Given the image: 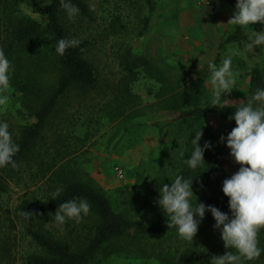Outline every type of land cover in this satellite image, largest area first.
Returning a JSON list of instances; mask_svg holds the SVG:
<instances>
[{
	"label": "trees",
	"instance_id": "trees-1",
	"mask_svg": "<svg viewBox=\"0 0 264 264\" xmlns=\"http://www.w3.org/2000/svg\"><path fill=\"white\" fill-rule=\"evenodd\" d=\"M234 2L235 0H227L228 4ZM71 3L76 5L80 12L67 24L65 21L67 15L60 0H0V49L11 63L10 89L20 103L18 111L25 120L14 128L13 124L0 119V122L9 124L13 141L19 145V151L13 157L17 167L13 169L8 165L0 168V193L6 191L8 179L18 180L19 171L27 172L30 182L35 184V187L29 190L16 205L18 215L21 211L33 213V216L27 219L29 225L25 228L24 234L30 238L35 250L26 253L22 264H96L119 253L134 252L133 248L141 242L140 240L153 241L177 234L175 228H167V218L156 203L159 195L145 198L139 196L140 192L129 193L130 199L127 201L126 211H115L102 189L88 178L81 179V171L69 165L68 156L73 154L75 147L72 143L67 146L66 140L75 138L74 118L69 119L72 127L60 126L61 123L54 120L59 112L56 107L57 102L67 93L84 98L90 90L99 88L100 92H103L109 88L114 94L117 92V97L113 96L111 101H116L118 104L114 109H107L105 114L116 115L117 118L118 116L130 118V124L123 127V130L145 124L139 120L131 121L136 113L133 105L139 97L130 93L129 87V83L139 72L133 67L142 66V75L158 84L154 97L157 98L156 104L160 109L176 111L177 115L189 113L177 117L179 119L175 122L196 121L207 115H215L229 127H236L235 121L229 120L235 111L233 103L223 108L211 106L210 95L203 87L198 90L194 89L195 85L182 88L178 80L172 81V68L169 65L157 60H145L142 57L133 59L128 47L125 48L122 56L125 75L115 87L108 86L105 81L101 82L95 63L88 56L92 43L80 32L70 34L68 28L70 23L80 27L83 22H94L95 17L83 0H71ZM145 4L147 12L142 18L143 26L136 35H140L147 28L154 11L152 0H145ZM22 5L28 6L31 13L43 16L44 21H39L22 11L20 7ZM116 22L118 19L114 18L108 26L101 28L100 32L105 35L114 34L119 28ZM83 31H87V28ZM60 39H77L80 44L67 49L63 56H59L55 52V47ZM246 73L248 83L246 93L241 100H245L257 88H264V68L261 65L253 64ZM118 97L120 98L117 100ZM221 103L223 104V101ZM113 110L114 113H111ZM65 113L66 116H70L66 111ZM171 123V119H168L165 122L156 120L147 124L160 133L164 126ZM190 127L195 125L190 124ZM186 129L189 133L177 175L193 180L192 190L197 197V200L195 196L192 198L194 205L202 202L206 206H214L230 215L228 197L222 192V182L237 172L240 165L235 163L233 172L225 171L216 188L208 192L197 189L198 184L203 183L209 171L212 169V172L214 169L215 147L210 143L211 147L205 149L203 154L205 164L195 170L190 169L184 161L190 157L193 150L191 144L193 138H190L192 133L190 128ZM85 135L84 131L83 138ZM205 142V139L201 138L198 145L203 147ZM171 182L165 183L170 185ZM157 186H162V182L157 183ZM57 189L61 190L60 194L53 199ZM146 192L152 194L153 191ZM70 199H86L91 205L90 216L93 222L83 245L70 243L73 241L71 233L76 230L74 221H68L63 225V231H66L67 235H58L56 229L48 224L60 204ZM132 211L134 215L139 216L138 219L135 220L133 215L129 214ZM214 223L211 213L206 211L199 227ZM11 239L13 240L6 238V235L0 231V264H13L14 241ZM120 241H125V244ZM205 248L206 245H200L198 249L202 258L190 256L188 248L179 256L175 255L177 248H174L173 253L165 252V255L161 256L148 253L144 256L146 258L153 256L160 264H210L211 257L222 256L228 251L223 247L222 240L212 243L210 249L213 252L206 254ZM261 249L259 258L264 257V247L262 246Z\"/></svg>",
	"mask_w": 264,
	"mask_h": 264
},
{
	"label": "rangeland",
	"instance_id": "rangeland-1",
	"mask_svg": "<svg viewBox=\"0 0 264 264\" xmlns=\"http://www.w3.org/2000/svg\"><path fill=\"white\" fill-rule=\"evenodd\" d=\"M83 1L88 7L95 5L94 9H90L95 21L91 23L83 22L80 27L76 24L70 25V23L68 28L70 34L80 32L82 36L88 37L92 43L88 56L95 63L94 66H96L101 82L105 81L108 86L115 87L120 78L125 75L122 56L126 47L129 48L133 59L142 57L145 60L152 59L165 63V36H160L159 32L165 31V11L172 7L170 5L173 4L174 0H152L154 5V12L151 16L152 21L148 22L147 28L140 35L136 34L141 30L143 26L142 18L147 12L145 0ZM208 1L211 2V0ZM195 2L198 5L201 3L206 5L207 0H195ZM235 3L236 0L229 6L232 7V13L235 10ZM20 7L22 11L31 17L44 21L43 16L31 13L28 6L22 5ZM214 7L216 9L215 5ZM158 12L160 18L157 17ZM114 18L118 19V22H116L119 25L118 30L109 35L100 32V29L108 26ZM65 21L68 24L71 20L66 16ZM85 28H87V31H83ZM247 30L238 33V30L234 29V34L231 26L228 25L226 29L230 33L228 38L237 37L236 43L235 40L233 42L236 52H240L238 56L244 60V71L255 63L264 68V52H261L259 47L254 49L257 54L255 57L244 54L241 50L243 48L241 42L247 41L251 37L252 31L260 32L264 30V25L259 23ZM133 69L135 71L139 70V72H137L136 78L129 83L130 93L136 94L139 99L133 105L136 113H134L135 116L131 121L139 120L145 124L134 125L127 130H123V127L130 124V118H121L120 116L117 118L116 115L105 114L107 109H114L118 104L116 101H111V98L117 92L114 94L109 88L103 92H100L99 88H95L90 90L84 98L67 93L59 99L56 105L59 112L55 116V122L61 123L60 126L68 125L70 127L72 124H69V119L74 118L73 135L75 138L66 140L67 146L72 143L75 147L73 154L68 156L69 165L81 171L82 175L79 174L81 179H87V172L84 170L90 165L92 168L90 172L93 175L92 182L102 189L112 208L115 211H126L127 201L130 199L129 193L140 192L139 196L154 198L155 195H159L157 183L161 181L163 185L165 182L174 180L182 164L181 152L186 146L189 133L186 128L189 127L192 131L190 138H194L195 133L200 129L203 133L202 138L215 147L214 169L212 172V169L209 171L206 179L202 184H198L197 189L208 192L216 188L223 173L225 171L233 172L235 169L234 159L229 155L230 149L226 147L227 135L233 128L214 115H208L196 121L187 120L180 123L175 122L176 119H179L177 113L168 117L157 116L160 107L156 104L157 98L154 97V94L157 91L158 84L142 75V66L136 65ZM193 69L190 67L186 70V80L192 79L193 73L195 74ZM191 81L195 82V79ZM195 87L194 89L197 90L201 88L198 84ZM203 88L205 89V87ZM205 91L208 92L206 89ZM8 95L10 96L9 105L7 111L0 110V119L13 124L15 128L25 120L22 119L18 111L20 103L11 89ZM230 96H234V98H227L230 100L229 103L239 100L238 93L237 96L235 94ZM64 110L70 116H66ZM111 113H114V110ZM168 119H171L172 123L164 126L160 133H157L156 128L147 124L156 120L165 122ZM190 124H194L195 127H190ZM84 131L86 135L83 138ZM221 136L225 137L223 143L220 142ZM115 167L122 171L121 178L116 177L113 170ZM17 176L18 180L8 179L6 191L0 193V231L6 235V238H13V240L11 239L14 241L12 246L13 264H22L26 253L35 250V247L32 245L30 238L24 234L29 223L18 215L16 205L29 190L35 187V184L30 182L27 172L19 171ZM146 191L153 192L147 194ZM54 214L48 224L56 229L58 235H67L66 231L56 226ZM129 214L133 215L135 220L139 217L134 215L133 211ZM92 222L93 218L89 213L82 218L80 223H75L76 230L71 233L73 241H70V243L83 245L86 242L85 236L88 234ZM214 224L198 227L192 242L180 240L177 234L153 241L140 240L141 242L134 246V252L119 253L96 264H160L155 257L146 258L144 254L161 256L165 255V252L173 253L174 248H177L175 255L179 256L188 248L190 256L194 255L195 258H202L198 250L200 245H206L204 253L208 254L213 252L210 249L212 243L221 241L220 230L214 229ZM120 243L125 244V241H120ZM262 246L264 247V229L259 233V247ZM248 262L249 264H264V257Z\"/></svg>",
	"mask_w": 264,
	"mask_h": 264
},
{
	"label": "clouds",
	"instance_id": "clouds-1",
	"mask_svg": "<svg viewBox=\"0 0 264 264\" xmlns=\"http://www.w3.org/2000/svg\"><path fill=\"white\" fill-rule=\"evenodd\" d=\"M60 3L69 20L79 14L80 9L71 3V0H60ZM89 7L94 9L95 5ZM256 23L264 25V0H236L235 10L225 25H231L233 28L239 26L242 29ZM241 43L243 48L239 49L244 54L255 57L257 54L254 49L257 47L264 52V30L252 31L251 37ZM79 44L77 39H60L55 52L63 56L67 49ZM239 54L238 51L232 55ZM232 55L223 58L219 66L208 62L210 78L207 83L212 89L211 106L223 108L229 105L230 100H222L221 96L224 94L227 97L236 84V74L232 71ZM10 69V61L0 49V110L3 111H7L10 101ZM231 102L235 105V111L229 120H234L236 127L228 133L226 147L230 149L229 155L240 167L222 182V192L228 197L230 215L202 202L194 205L193 180L182 175H177L170 185L164 183L160 186L156 200L167 218V228H175L178 238L187 242L193 241L205 212L211 213L215 221L213 228L220 230L223 247L228 251L222 256L211 257L210 264H245L258 259L262 252L259 247V233L264 229V88H257L245 100ZM202 135L200 129L195 133L191 140L193 150L190 157L184 161L192 170L205 164L204 151L211 147L208 141L203 147L198 145ZM224 141L225 137L221 136L220 142ZM18 151L19 145L13 141L9 124L0 122V168L11 165L15 169L17 164L13 157ZM60 191L57 189L53 199ZM90 210L91 205L86 199H70L56 209L54 221L56 226L63 230V225L68 221L80 223ZM19 215L27 220L33 213L21 211Z\"/></svg>",
	"mask_w": 264,
	"mask_h": 264
},
{
	"label": "crops",
	"instance_id": "crops-1",
	"mask_svg": "<svg viewBox=\"0 0 264 264\" xmlns=\"http://www.w3.org/2000/svg\"><path fill=\"white\" fill-rule=\"evenodd\" d=\"M172 3L170 5L172 7L165 11V31L159 32L160 36H165V63L172 68V81L178 80L182 88L198 84L205 87L211 97L212 89L207 83L210 78L208 62H214L219 66L223 58L236 52L233 40L236 43L237 37L228 38L230 33L226 31L228 25H225L233 14L232 7H229L231 4H228L227 0H211V3L216 6V9L211 11L204 3L198 5L195 0H174ZM158 14L159 12L157 17L160 18L161 16L159 17ZM151 21L152 18L149 23ZM258 24L245 26L242 29L239 26L233 28L229 25V27L231 26L235 34L234 29L239 33L248 31L247 29ZM232 58H234L232 71L236 74V84L227 97L222 94L221 98H234L230 95L237 96L238 93L239 100L237 102H239L246 93L248 83L246 72L249 68L244 71V60L240 56L232 55ZM190 67L194 68L195 74L193 73L192 79H195V82L191 81L192 79L186 80L185 72ZM239 80L241 81L239 82ZM176 113L173 110L160 109L157 116L168 117ZM177 117L179 116L177 115ZM91 169L88 165L83 170L87 172V178L92 181Z\"/></svg>",
	"mask_w": 264,
	"mask_h": 264
},
{
	"label": "built area",
	"instance_id": "built-area-1",
	"mask_svg": "<svg viewBox=\"0 0 264 264\" xmlns=\"http://www.w3.org/2000/svg\"><path fill=\"white\" fill-rule=\"evenodd\" d=\"M206 5L208 6L209 10H211V11L215 10L214 5L211 2H209L208 0L206 2ZM113 170H114V173H115L117 178L122 177V171L118 167H115Z\"/></svg>",
	"mask_w": 264,
	"mask_h": 264
},
{
	"label": "water",
	"instance_id": "water-1",
	"mask_svg": "<svg viewBox=\"0 0 264 264\" xmlns=\"http://www.w3.org/2000/svg\"><path fill=\"white\" fill-rule=\"evenodd\" d=\"M182 115H189V113L188 112H185V113H183V114H181V115H178L179 117L180 116H182ZM130 231H132V229H129Z\"/></svg>",
	"mask_w": 264,
	"mask_h": 264
}]
</instances>
